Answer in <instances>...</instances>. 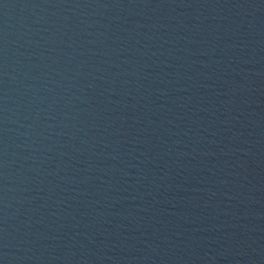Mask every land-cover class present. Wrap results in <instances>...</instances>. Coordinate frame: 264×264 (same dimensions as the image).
<instances>
[{
	"label": "water",
	"instance_id": "95a60500",
	"mask_svg": "<svg viewBox=\"0 0 264 264\" xmlns=\"http://www.w3.org/2000/svg\"><path fill=\"white\" fill-rule=\"evenodd\" d=\"M0 264H264V0H0Z\"/></svg>",
	"mask_w": 264,
	"mask_h": 264
}]
</instances>
